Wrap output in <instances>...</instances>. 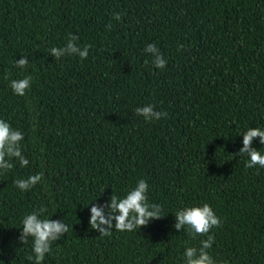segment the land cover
Segmentation results:
<instances>
[{
    "label": "trees",
    "instance_id": "trees-1",
    "mask_svg": "<svg viewBox=\"0 0 264 264\" xmlns=\"http://www.w3.org/2000/svg\"><path fill=\"white\" fill-rule=\"evenodd\" d=\"M69 33L86 59L49 51ZM23 75L29 88L13 95L8 80ZM147 104L166 115L145 122L135 109ZM0 118L24 132L29 160L0 173V264H33L18 225L41 205L69 225L42 264H181L207 234L177 230L175 209L204 202L220 219L213 260L264 264V168L244 166L238 135L264 127V0H0ZM36 172L42 185L14 187ZM140 178L165 216L101 237L87 203Z\"/></svg>",
    "mask_w": 264,
    "mask_h": 264
},
{
    "label": "clouds",
    "instance_id": "clouds-1",
    "mask_svg": "<svg viewBox=\"0 0 264 264\" xmlns=\"http://www.w3.org/2000/svg\"><path fill=\"white\" fill-rule=\"evenodd\" d=\"M113 19L119 21L120 14L113 13ZM77 36L68 34L64 47H51L49 51L57 58L64 56H75L80 60L86 59L89 52L87 44L81 47L79 44H73ZM144 52L153 53L152 64L155 68H164L167 61L163 58L155 43L144 47ZM69 55H65V53ZM27 61L23 58L14 61V67L21 70ZM7 78V77H5ZM30 76H22L19 79L8 80V85L13 95L24 96L29 88ZM135 113L143 117L145 122L156 121L165 116L164 111H156L153 105L147 104L137 107ZM238 135L242 136L243 147L239 153L244 155V166L246 168L260 167L264 168V151L250 148V142L253 138L259 137L258 143L264 145V127H247ZM24 132L10 126L9 122L0 118V173H6L13 168V158L19 167L24 168L29 165V160L22 154V140ZM43 174L21 176L13 180V185L21 193L28 191L37 184H43ZM150 186L146 179L140 178L134 185L127 187L122 191L112 192L108 199L99 207L92 203L97 198L90 200L88 207L89 217L88 225L96 229L101 237L111 236L113 231L119 233H133L140 229L141 225H146L150 219L165 216L161 203L149 198ZM107 215V218L105 217ZM47 214L46 206H39L30 212L22 214L19 225H22L21 242L28 246L30 250L26 254V259L33 264H42L45 255H52V241L59 239L62 234L69 231V225L62 219L61 221L51 220ZM174 227L181 228L187 233L188 237L195 239L199 235L207 234L206 239L199 241V247L190 246L185 243L182 253H180L181 264H218L209 255L208 249L213 243V236L210 229L218 227L220 219L216 216L211 206L207 203L189 204L178 207L174 212ZM114 222V223H113ZM106 225L107 227H99ZM72 227V226H71ZM31 237V240H25V237Z\"/></svg>",
    "mask_w": 264,
    "mask_h": 264
}]
</instances>
